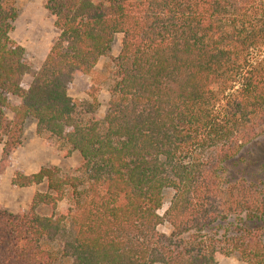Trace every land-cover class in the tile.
<instances>
[{"label": "trees", "instance_id": "trees-1", "mask_svg": "<svg viewBox=\"0 0 264 264\" xmlns=\"http://www.w3.org/2000/svg\"><path fill=\"white\" fill-rule=\"evenodd\" d=\"M44 7L58 35L35 69L10 37L13 4L0 0V175L27 119L49 146L80 161L14 173L13 186L44 189L26 211L0 206V264H219L232 252L264 264L259 239L210 234L232 213L246 214L244 226L264 215L258 184L222 186L224 163L264 133V0ZM118 34L99 116L97 87L82 100L68 89L110 57Z\"/></svg>", "mask_w": 264, "mask_h": 264}, {"label": "rangeland", "instance_id": "rangeland-1", "mask_svg": "<svg viewBox=\"0 0 264 264\" xmlns=\"http://www.w3.org/2000/svg\"><path fill=\"white\" fill-rule=\"evenodd\" d=\"M17 12V18L13 23V30L10 37L25 48L26 59L33 68L37 69L43 62L49 48L58 35L54 27V17L45 9L46 0H8ZM121 35H116L112 43L110 57H102L97 63L91 75L76 78L68 89V94L78 100L88 99L87 92L90 86L97 87V99L99 101L98 115L103 116L109 99V77L113 72L114 65L112 58L118 54ZM30 81L25 76L23 85ZM15 100V98H12ZM11 117V114L8 113ZM35 122L27 119L23 125L22 144L12 154L11 164L4 169L0 175V206L10 212L16 213L26 211L31 203L35 190H43L44 186H32L20 188L13 186L12 177L16 171H22L29 175L39 170L41 166H57L64 170L74 168L79 164L80 158L74 153L66 158L53 146H49L41 137L36 134ZM2 145L0 144V156ZM243 181L246 183L258 184V199L264 201V133L251 143L244 146L233 158L224 163L222 173V186L225 188L229 183ZM255 186V185H254ZM256 189V188H254ZM171 192L166 193L164 208L167 207V200ZM62 205H59L61 207ZM41 213H51L50 207H40ZM163 213V210L160 211ZM245 213H232L229 216L228 224L220 225L215 232L216 239L224 241L227 236L234 237L242 234L241 237L259 239L264 245V215L255 217L251 222L246 221V226L241 223L245 219ZM159 230L169 233L167 225H162ZM244 235V236H243ZM230 240V239H229ZM219 264H248L240 254L232 252L226 255Z\"/></svg>", "mask_w": 264, "mask_h": 264}, {"label": "crops", "instance_id": "crops-1", "mask_svg": "<svg viewBox=\"0 0 264 264\" xmlns=\"http://www.w3.org/2000/svg\"><path fill=\"white\" fill-rule=\"evenodd\" d=\"M69 91V90H68Z\"/></svg>", "mask_w": 264, "mask_h": 264}]
</instances>
